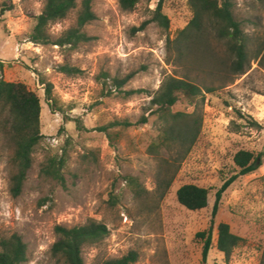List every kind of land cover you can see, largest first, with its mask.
<instances>
[{"label": "rangeland", "instance_id": "obj_1", "mask_svg": "<svg viewBox=\"0 0 264 264\" xmlns=\"http://www.w3.org/2000/svg\"><path fill=\"white\" fill-rule=\"evenodd\" d=\"M159 1L144 0L130 11L120 0H94L98 18L84 29L91 40L71 51L29 40L45 0H0V77L23 82L38 94L45 135L18 197L10 190L12 150L0 147V239L18 233L29 252L25 264H56L51 256L57 239L55 226L80 225L90 218L104 222L110 235L99 246L84 248L85 264H100L131 250L139 253L134 264H204V239L197 234L210 226L217 189L239 172L234 157L240 150L252 152L260 166L240 176L224 192L215 226L228 223L235 234L254 244L252 249L238 252L230 264H262L264 55L253 60L233 83L198 101L203 110L202 132L181 162L172 185L162 194L159 176L163 159L170 158L165 152L158 156L149 150L158 133L151 94L165 77H184L188 72L186 66L174 61L168 39L188 24L192 11L188 0H164L163 12L170 19L169 28H165L150 21ZM235 1L236 16L250 37V52L261 46L264 52V6L259 0ZM76 16L74 10L65 20L52 24V37L56 39L74 26ZM146 21L145 29L134 30ZM214 46L219 57H225V44L215 42ZM65 63L82 72H60L59 65ZM103 72L122 77L134 73L125 88L146 92L127 99L104 96ZM198 73L207 84L223 82ZM46 82L53 84V107L45 94ZM194 109L187 100L174 106V110ZM237 110L251 115L258 124L245 123ZM144 115L149 116L146 124L114 125L125 120L137 123ZM65 151L64 182L42 177L41 165L47 158ZM130 176L137 178L141 193L128 183ZM190 183L210 190L207 207L192 211L179 203L177 190ZM112 195L116 197L113 200ZM216 232L206 264H227L217 248Z\"/></svg>", "mask_w": 264, "mask_h": 264}, {"label": "trees", "instance_id": "obj_2", "mask_svg": "<svg viewBox=\"0 0 264 264\" xmlns=\"http://www.w3.org/2000/svg\"><path fill=\"white\" fill-rule=\"evenodd\" d=\"M144 0H120L125 10H134ZM148 3L152 0H145ZM264 6V0H259ZM94 0H45L42 12L35 17L36 24L29 40L36 44H54L67 50H75L80 44L88 42L91 37L85 32V27L97 20L93 9ZM164 0H160L150 21H156L161 26L169 28L170 19L163 12ZM192 17L188 24L180 29L175 38L168 39V49L177 64L188 69L184 77L169 75L162 81L160 87L151 94V113L157 115L158 133L152 141L149 150L161 156L163 152L169 159H163L165 164L159 176V188L164 194L172 185L181 162L188 156L196 144L203 127V110L198 101L205 99V94H214L218 89L233 83L244 74L253 60L264 55L263 47L251 53L250 37L244 31L242 22L237 18L235 0H188ZM77 10L76 24L65 30L54 39L49 32L52 24L65 20L71 12ZM4 10H2L3 13ZM149 21L139 28L143 30ZM224 43L225 57H219L214 43ZM2 65V64H1ZM58 70L67 74H78L82 70L70 64H61ZM199 71L208 74L214 81H223L219 86L203 82ZM134 73L125 76H111L107 72L100 75L103 83L104 96H120L130 98L146 92L141 88L126 89L125 86L133 78ZM53 84L46 82L45 94L50 106L55 105L52 95ZM187 100L195 106L192 111L174 110L180 101ZM42 105L38 94L28 88L23 82L7 81L0 77V147L12 150L10 156L11 180L10 190L18 197L28 179V172L34 164V154L42 143L45 135L41 131ZM238 117L245 123L257 125L258 122L249 114L237 110ZM149 116H142L137 123L128 120L115 122L125 127L139 123L146 124ZM101 130L106 131L107 127ZM164 158V157H162ZM239 172L228 178L215 193L213 218L207 230L199 232L198 237L204 239L202 250L203 263L208 261L209 253L214 243L217 231V248L224 254L227 264H230L238 252L252 249L254 244L248 239L235 234L228 223L221 222L215 226V216L224 192L240 176L256 171L260 165L254 160L250 151L240 150L234 157ZM67 165V152L47 158L41 165L40 175L46 179L64 182L63 169ZM128 183L139 194L142 186L135 177H128ZM210 190L197 184H185L177 190V199L189 210H201L208 206ZM114 195L111 199H115ZM56 241L51 247V256L56 264H85L83 255L87 246H99L110 235L108 226L99 220L90 218L84 224L55 226ZM264 264V249H263ZM139 260V253L129 251L121 257L107 258L100 264H134ZM29 261L26 243L18 233L3 236L0 239V264H25Z\"/></svg>", "mask_w": 264, "mask_h": 264}]
</instances>
